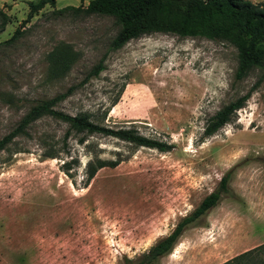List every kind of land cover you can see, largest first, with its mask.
<instances>
[{
	"label": "rangeland",
	"instance_id": "374dc122",
	"mask_svg": "<svg viewBox=\"0 0 264 264\" xmlns=\"http://www.w3.org/2000/svg\"><path fill=\"white\" fill-rule=\"evenodd\" d=\"M88 2L56 0L25 21L28 0H0V137L38 100L71 87L57 108L173 146L75 131L64 138L66 122L34 120L0 150V264H135L225 172L229 192L155 264H220L264 242V38L262 65L236 79L229 38L150 31L111 49L119 24L85 11ZM58 44L73 52L62 73L50 61ZM101 57L105 67L90 75ZM259 78L231 120L202 137L212 115ZM50 148L55 157L44 155ZM94 156L124 159L86 183ZM234 264H264V249Z\"/></svg>",
	"mask_w": 264,
	"mask_h": 264
},
{
	"label": "trees",
	"instance_id": "16d2710c",
	"mask_svg": "<svg viewBox=\"0 0 264 264\" xmlns=\"http://www.w3.org/2000/svg\"><path fill=\"white\" fill-rule=\"evenodd\" d=\"M55 3L56 0H28L29 10L25 21L33 17L46 4L54 5ZM85 11L116 18L119 28L111 39V49L119 48L128 40L150 31L174 32L181 36L204 35L210 38L220 36L229 38L237 46L236 79L243 78L251 67L263 63V54L259 46L264 38L263 3L251 0H89ZM19 33L20 29L16 28L11 37L3 42L12 41ZM72 58L73 52L66 44H58L50 53L51 65L61 73L69 67ZM104 67V57H101L89 74L97 75ZM260 81L261 78L255 81L245 93L219 108L204 126L202 137L215 133L229 122L236 110L245 104ZM70 91L71 87L31 105L16 125L0 137V150L4 149L16 136L25 134L27 126L43 115H51L68 124L64 138H67L71 131H75L84 134L110 135L135 145L156 147L162 151L170 150L173 146L172 142L145 135L135 127L108 126L92 119L87 112L69 113L57 108L56 104ZM79 140L84 141V137H80ZM44 155L55 157L57 151L50 148L44 152ZM122 159L124 158L91 157L85 168L86 183L99 168L115 166ZM70 162L63 161L62 167L65 172L69 171ZM229 177L230 172L221 175L217 185L190 212L184 214L171 231L142 252L135 264H155L161 256L169 253L182 232L196 224L204 214L217 205L222 194L229 192ZM263 249L264 242L220 264H234L239 259Z\"/></svg>",
	"mask_w": 264,
	"mask_h": 264
}]
</instances>
